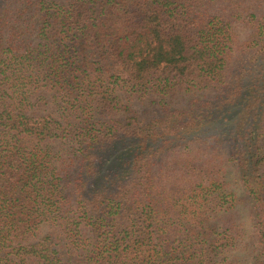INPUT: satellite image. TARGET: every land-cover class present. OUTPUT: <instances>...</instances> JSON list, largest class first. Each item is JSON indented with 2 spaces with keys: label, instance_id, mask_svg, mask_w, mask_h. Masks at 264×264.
Segmentation results:
<instances>
[{
  "label": "trees",
  "instance_id": "16d2710c",
  "mask_svg": "<svg viewBox=\"0 0 264 264\" xmlns=\"http://www.w3.org/2000/svg\"><path fill=\"white\" fill-rule=\"evenodd\" d=\"M0 264H264V0H0Z\"/></svg>",
  "mask_w": 264,
  "mask_h": 264
},
{
  "label": "rangeland",
  "instance_id": "374dc122",
  "mask_svg": "<svg viewBox=\"0 0 264 264\" xmlns=\"http://www.w3.org/2000/svg\"><path fill=\"white\" fill-rule=\"evenodd\" d=\"M236 31L238 33L239 39L243 40L245 35L247 34V31L240 27H238ZM174 103H179V105H182L183 102H182L181 97H177L176 102ZM131 108H132L133 113L137 116L139 121L149 119L155 115H158L159 110H160L157 102L152 99L145 101V102H139V101L133 100L131 102ZM245 208H247V206H245ZM248 215H249L248 210H245L243 212V217H247Z\"/></svg>",
  "mask_w": 264,
  "mask_h": 264
}]
</instances>
